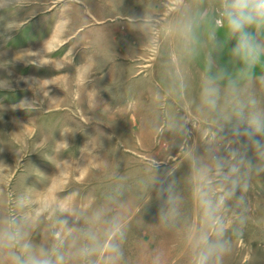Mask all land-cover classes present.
<instances>
[{
  "label": "rangeland",
  "instance_id": "rangeland-1",
  "mask_svg": "<svg viewBox=\"0 0 264 264\" xmlns=\"http://www.w3.org/2000/svg\"><path fill=\"white\" fill-rule=\"evenodd\" d=\"M162 3L0 0V82L8 86L0 88V214L29 193L38 199L66 196L85 213L112 200L115 214V201H123L126 264H149L157 253L163 264H189L183 232L160 225L147 163L155 158L161 174L174 168L179 179L187 170L178 137L166 132L158 143L154 139L158 121L183 115V101L169 94L165 75L175 45L162 41L154 47L137 19H172L174 8ZM231 46L219 63L234 72L238 66L228 65ZM202 68L203 55L187 66L186 100L194 113ZM262 71L258 67L256 75ZM156 90L163 97L159 104L152 97ZM253 90L264 95L258 82ZM24 98L30 111L16 109ZM206 128L203 122L192 128L190 143L200 142ZM65 138L68 147L58 143ZM247 203L243 235L233 238L223 264H264V175L253 180ZM184 213L195 219L187 195ZM40 236L37 230L34 241Z\"/></svg>",
  "mask_w": 264,
  "mask_h": 264
},
{
  "label": "clouds",
  "instance_id": "clouds-1",
  "mask_svg": "<svg viewBox=\"0 0 264 264\" xmlns=\"http://www.w3.org/2000/svg\"><path fill=\"white\" fill-rule=\"evenodd\" d=\"M161 7H173L174 17L137 19L154 47L162 41L175 45L165 75L169 94L183 101V115L158 121L154 139L158 143L166 132L178 137L187 170L179 179L176 169L161 174L159 160L147 162L160 201V225L183 232L189 264H223L233 238L239 240L247 224V194L253 180L264 175V95L253 90L254 82L264 88V71L256 75L258 67L264 68V0H163ZM229 43L228 65L238 66L234 72L219 63ZM201 55L199 104L194 113L186 100L187 66ZM6 87L0 82V88ZM152 97L157 104L163 99L159 90ZM20 105L23 108L16 109L31 110L27 98ZM202 122L207 128L201 141L190 143L192 128ZM58 143L69 146L66 138ZM186 195L194 220L184 213ZM112 203L85 213L63 195L18 196L0 214V264H126V205L115 201L119 211L112 214ZM45 219L48 223L41 227ZM37 230L38 243L33 239ZM149 264H163L162 254H153Z\"/></svg>",
  "mask_w": 264,
  "mask_h": 264
},
{
  "label": "crops",
  "instance_id": "crops-1",
  "mask_svg": "<svg viewBox=\"0 0 264 264\" xmlns=\"http://www.w3.org/2000/svg\"><path fill=\"white\" fill-rule=\"evenodd\" d=\"M13 2H15V1H13Z\"/></svg>",
  "mask_w": 264,
  "mask_h": 264
}]
</instances>
